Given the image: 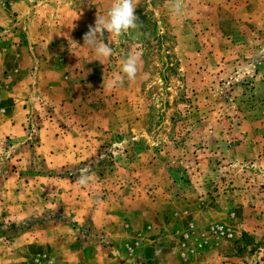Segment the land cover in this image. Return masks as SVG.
I'll list each match as a JSON object with an SVG mask.
<instances>
[{
    "label": "rangeland",
    "instance_id": "rangeland-1",
    "mask_svg": "<svg viewBox=\"0 0 264 264\" xmlns=\"http://www.w3.org/2000/svg\"><path fill=\"white\" fill-rule=\"evenodd\" d=\"M13 1L0 264H264V0H136L142 26L105 33L107 59L83 36L113 0ZM129 52L136 78L108 88Z\"/></svg>",
    "mask_w": 264,
    "mask_h": 264
},
{
    "label": "clouds",
    "instance_id": "clouds-1",
    "mask_svg": "<svg viewBox=\"0 0 264 264\" xmlns=\"http://www.w3.org/2000/svg\"><path fill=\"white\" fill-rule=\"evenodd\" d=\"M135 9L136 0H113L107 12L104 15L96 16L94 25H89L88 31L83 36V46L91 48L97 57L109 58L113 53V48L110 44L104 42L105 33L120 37L138 30L142 23L139 22ZM171 10L174 14L181 13L180 0H173ZM72 43L79 46L74 41ZM140 62L141 55L138 52H129L121 66L123 75L116 76L106 86L110 89L123 87L125 81L134 80L139 71ZM89 180L88 170L86 168L81 169L76 183L80 186H86Z\"/></svg>",
    "mask_w": 264,
    "mask_h": 264
},
{
    "label": "crops",
    "instance_id": "crops-1",
    "mask_svg": "<svg viewBox=\"0 0 264 264\" xmlns=\"http://www.w3.org/2000/svg\"><path fill=\"white\" fill-rule=\"evenodd\" d=\"M59 2H61L60 0H58ZM14 2V4L16 5V7H17V0H14L13 1ZM20 6V5H19ZM60 7H62L61 5H58V9L57 10H55V8H54V12H56V17H60V18H63L64 16L66 17V16H69V14H67L65 11H63V10H61L60 9ZM61 10V11H60ZM32 11V10H31ZM28 12H30V11H28ZM27 12V13H28ZM19 15L21 16H23V12H19ZM18 15V16H19ZM17 16V17H18ZM19 32H20V30H18ZM4 124V123H3ZM6 125V124H5ZM84 258L85 259H87V258H89V257H87V256H84ZM88 260V259H87ZM87 260H83V264H87L86 262H87ZM125 260H132V258L130 259L128 256H126V258L124 257V258H120V257H116V258H114V257H112L111 255H108L106 258H100L99 260H97L96 258L94 259V261H95V264H128V263H126L125 262ZM136 260H141V261H144V262H146V257L143 255V253H139L138 254V256H137V258H136ZM147 263V262H146ZM129 264H132L131 262L129 263ZM137 264V263H136Z\"/></svg>",
    "mask_w": 264,
    "mask_h": 264
}]
</instances>
